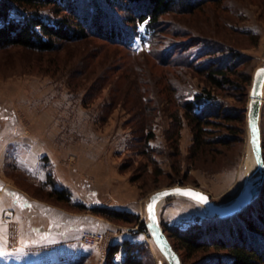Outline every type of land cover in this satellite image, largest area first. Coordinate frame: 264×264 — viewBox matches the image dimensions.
I'll return each instance as SVG.
<instances>
[{
  "label": "rangeland",
  "instance_id": "rangeland-1",
  "mask_svg": "<svg viewBox=\"0 0 264 264\" xmlns=\"http://www.w3.org/2000/svg\"><path fill=\"white\" fill-rule=\"evenodd\" d=\"M109 9L123 19V12ZM43 11L45 18L54 17L50 7ZM161 20L155 45L146 27L139 26L134 52L92 36L62 42L52 52L0 48V251L5 253L0 264H107L108 249L125 237L147 244L149 264H169L148 219L151 195L183 185L228 204L246 177L258 174L247 117L251 83L211 90L242 118L215 120L207 138L217 139L192 157L193 124L175 104L172 86L179 87L178 94L191 91L190 98L209 86L203 76L170 67L154 54L192 35L246 55L239 76L232 78L238 83L241 75L253 79L264 64V0H216ZM175 113L182 119L179 132L172 123ZM260 127L263 145L264 100ZM49 172L73 202L136 212L148 229L48 197L51 186L41 183ZM157 205L160 223L187 227L212 216L187 197ZM179 254L182 264H208V253Z\"/></svg>",
  "mask_w": 264,
  "mask_h": 264
},
{
  "label": "trees",
  "instance_id": "trees-1",
  "mask_svg": "<svg viewBox=\"0 0 264 264\" xmlns=\"http://www.w3.org/2000/svg\"><path fill=\"white\" fill-rule=\"evenodd\" d=\"M211 1L216 0H104V3L97 0L96 4L91 3V0H0V48L19 45L52 52L62 42L92 36L133 51V40L139 34V26L146 27L150 35L149 42L155 45L160 41L157 36L164 27L161 20L164 15L173 11L191 14ZM109 5L123 12L122 20L115 18ZM47 7L51 8L54 17L46 15L45 18L43 9ZM172 29L174 34H179L178 30ZM158 52L154 55L161 61L165 58L168 66L197 73L206 79L209 86L195 93L192 98L189 97L191 91L188 95L182 92L178 94L179 87L172 86L175 104L193 124L192 157L196 156L203 147L217 139L207 138L212 133V126L217 124L215 120H241L240 113L222 105L211 90L239 89L240 84L245 86L248 82L252 85L250 77L241 75L243 78L240 83L232 78L234 75L239 76V68L247 56L231 47L215 48L213 42L192 35L184 41H174ZM181 121L178 113L172 115L176 132H179ZM153 136L150 133L146 142ZM219 140L224 141V138ZM148 145H145L146 149H149ZM15 167H19L16 162ZM23 172L26 173V170ZM41 184L51 186L47 196L57 201L79 210H89L112 222L124 221L138 225L141 231L148 229L146 222L140 220L136 212L101 204L87 207L84 203L73 202L67 189L56 187L51 172ZM161 225L176 251L179 253L184 250L186 257L195 253H208V264H264V183L254 200L233 216H210L198 219L187 227L164 222ZM149 256L146 243L127 238L110 246L107 264H149ZM181 261L184 263V257H181Z\"/></svg>",
  "mask_w": 264,
  "mask_h": 264
},
{
  "label": "water",
  "instance_id": "water-1",
  "mask_svg": "<svg viewBox=\"0 0 264 264\" xmlns=\"http://www.w3.org/2000/svg\"><path fill=\"white\" fill-rule=\"evenodd\" d=\"M262 70H264V64L256 69L252 79L247 116L251 149L257 163L258 174L255 176H247L240 193L232 202L228 204L215 202L207 192L199 188L183 185L164 188L153 193L150 197L147 204L148 219L151 229L154 232L155 243L164 254L169 264H182V261L179 253L173 247L159 221L157 204L160 201L175 196L187 197L200 203L204 207L205 211L212 216L230 217L241 212L246 206H248L258 195L259 190L264 183V156L262 153V137L260 127L261 109L264 100V71ZM199 197H204V201H201ZM150 204L153 205V214L151 216L149 213Z\"/></svg>",
  "mask_w": 264,
  "mask_h": 264
},
{
  "label": "snow or ice",
  "instance_id": "snow-or-ice-1",
  "mask_svg": "<svg viewBox=\"0 0 264 264\" xmlns=\"http://www.w3.org/2000/svg\"><path fill=\"white\" fill-rule=\"evenodd\" d=\"M262 71H264V70H262ZM179 191V190H178ZM199 199L201 200V201H204V197H199ZM149 213H150V216L153 214V205L152 204H150L149 205ZM0 255H5V253L4 252H2V251H0Z\"/></svg>",
  "mask_w": 264,
  "mask_h": 264
},
{
  "label": "crops",
  "instance_id": "crops-1",
  "mask_svg": "<svg viewBox=\"0 0 264 264\" xmlns=\"http://www.w3.org/2000/svg\"><path fill=\"white\" fill-rule=\"evenodd\" d=\"M26 161L29 162V163L31 164L30 159H26ZM197 203H198V202H197ZM199 204H200V203H199ZM201 206H202V205H201ZM181 221H182V220H181ZM181 221H180V222H181ZM175 222H176V221H174V222H172V223H175ZM175 225H176V223H175ZM177 225H178V224H177ZM127 238H128V237H125V239H127Z\"/></svg>",
  "mask_w": 264,
  "mask_h": 264
},
{
  "label": "bare ground",
  "instance_id": "bare-ground-1",
  "mask_svg": "<svg viewBox=\"0 0 264 264\" xmlns=\"http://www.w3.org/2000/svg\"><path fill=\"white\" fill-rule=\"evenodd\" d=\"M254 159H255V157H254L253 152H252V154H251V160L254 161Z\"/></svg>",
  "mask_w": 264,
  "mask_h": 264
}]
</instances>
